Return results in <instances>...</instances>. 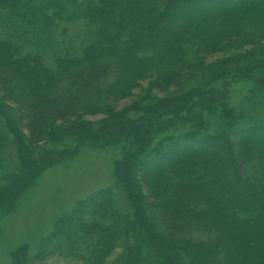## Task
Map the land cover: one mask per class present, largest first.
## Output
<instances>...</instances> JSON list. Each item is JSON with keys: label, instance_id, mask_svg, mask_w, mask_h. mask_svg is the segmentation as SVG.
<instances>
[{"label": "trees", "instance_id": "obj_1", "mask_svg": "<svg viewBox=\"0 0 264 264\" xmlns=\"http://www.w3.org/2000/svg\"><path fill=\"white\" fill-rule=\"evenodd\" d=\"M239 83L264 93V0H0V211L84 148L121 153L12 264H264V120L230 106Z\"/></svg>", "mask_w": 264, "mask_h": 264}, {"label": "rangeland", "instance_id": "obj_2", "mask_svg": "<svg viewBox=\"0 0 264 264\" xmlns=\"http://www.w3.org/2000/svg\"><path fill=\"white\" fill-rule=\"evenodd\" d=\"M252 89V84L233 85L230 106L246 120L261 121L264 120V93L250 94ZM147 91L148 86L143 83L132 99L119 104V109L131 105ZM99 119L100 117H88L85 120ZM66 148L68 146L57 147V150ZM120 156L119 149L84 148L72 160L47 169L34 186L23 194L15 209L10 211L11 207H4L0 211V264H12L13 253L24 246L29 249L30 255L34 254L41 239L53 231L60 218L92 193L110 186L113 182L114 162ZM6 171L9 169H3V174ZM43 264L82 263L53 257Z\"/></svg>", "mask_w": 264, "mask_h": 264}]
</instances>
